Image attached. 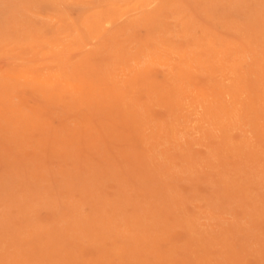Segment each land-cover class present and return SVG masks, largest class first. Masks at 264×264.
Segmentation results:
<instances>
[{
    "label": "rangeland",
    "instance_id": "obj_1",
    "mask_svg": "<svg viewBox=\"0 0 264 264\" xmlns=\"http://www.w3.org/2000/svg\"><path fill=\"white\" fill-rule=\"evenodd\" d=\"M0 264H264V0H0Z\"/></svg>",
    "mask_w": 264,
    "mask_h": 264
},
{
    "label": "bare ground",
    "instance_id": "obj_2",
    "mask_svg": "<svg viewBox=\"0 0 264 264\" xmlns=\"http://www.w3.org/2000/svg\"><path fill=\"white\" fill-rule=\"evenodd\" d=\"M108 24V23H107ZM107 30V29H106ZM109 32V31H108ZM72 37V36H71ZM70 37V38H71ZM231 38V37H230ZM43 39H45V38H43ZM72 39V38H71ZM73 40V39H72ZM95 42V41H94ZM86 45V44H85ZM98 47V46H97ZM39 61V60H38ZM22 67V70H23V72H27L28 71V69L26 68V66H21ZM26 68V69H25ZM25 69V70H24ZM44 72V71H43ZM45 77H46V75H45ZM40 80V79H39ZM46 82L48 83V84H50L51 86H54V85H56L57 83H58V81H57V77H53V79H47L46 80ZM47 84V85H48ZM70 85V84H69ZM104 103V102H103ZM135 132V131H134ZM118 140V139H117ZM120 140V139H119ZM119 140H118V142H119ZM132 149V148H131ZM157 188V187H156ZM163 188V187H162ZM214 206V205H213ZM227 215H228V213H227ZM208 224V223H207ZM225 245V244H224ZM193 253H194V251H193Z\"/></svg>",
    "mask_w": 264,
    "mask_h": 264
}]
</instances>
